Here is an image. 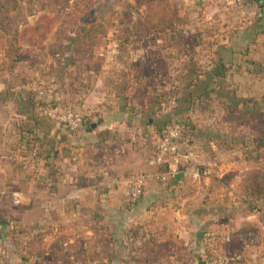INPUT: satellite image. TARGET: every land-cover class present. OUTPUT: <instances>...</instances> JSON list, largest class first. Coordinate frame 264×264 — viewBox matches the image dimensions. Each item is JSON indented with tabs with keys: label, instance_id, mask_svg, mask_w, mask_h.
<instances>
[{
	"label": "rangeland",
	"instance_id": "rangeland-1",
	"mask_svg": "<svg viewBox=\"0 0 264 264\" xmlns=\"http://www.w3.org/2000/svg\"><path fill=\"white\" fill-rule=\"evenodd\" d=\"M212 1L218 11L186 16L182 15L183 0H16L15 8L11 0H0V153L7 149L19 168L12 178L22 175L23 168H31L30 159H23L26 151L17 143L28 140L35 145L36 139L34 133L21 130L11 136L5 133L8 120L24 121L23 117H8L9 110L27 113L35 109L36 116L60 126L44 111H76L84 119L81 129L89 126L90 119L99 122L95 110L100 104L105 110L121 107L132 112L150 105L137 131L107 134L108 140L123 144L113 153L120 151L123 160H134L133 167L127 168V180L143 173H164L153 162L160 138L174 123L183 126L196 166L210 171L209 177L194 180L190 169L178 168L186 174L180 183L173 181L175 175L167 182L151 178L143 197L133 201L138 206L137 223L117 230H94L87 240L90 248L85 249V264H151L155 258L159 264H264V206L258 211L244 202V197L256 200L250 190L252 182L264 187V144L256 153L257 139L264 143V105L256 111L248 104L255 111H251L253 116L240 119L221 108L222 99L234 108L243 99L223 81L227 69L217 67L215 52L219 49L215 45L225 34L213 13L227 12L228 5L223 0ZM166 6L169 22L150 27L149 15L154 17ZM89 92L95 97L88 103ZM18 98L33 104L20 107ZM8 101L14 103L12 107ZM217 136L225 137L224 145L215 149L210 141ZM228 138L240 143L248 139L244 143L247 150L238 151L263 160L247 165L238 162L221 171L210 159L233 151ZM10 139L12 146L8 147ZM2 184L0 179V189ZM16 193L23 196L19 205L14 203ZM28 194L19 190L0 194V223L12 227L1 237L34 234L36 215L25 218L23 210L38 205L39 199ZM43 211L44 218L53 217L49 208ZM114 231L120 241L127 239L124 248L115 244ZM42 232L51 234L50 229ZM73 234L77 235L75 230ZM3 250L0 243V254ZM115 251L121 254L116 261L111 259Z\"/></svg>",
	"mask_w": 264,
	"mask_h": 264
},
{
	"label": "crops",
	"instance_id": "crops-1",
	"mask_svg": "<svg viewBox=\"0 0 264 264\" xmlns=\"http://www.w3.org/2000/svg\"><path fill=\"white\" fill-rule=\"evenodd\" d=\"M223 1L224 5H228L227 12L219 10L213 13L215 20L224 26L222 29L225 34L219 36L221 42L216 41L219 45H215L216 50L219 49L217 67L227 69V75L222 79L238 98L243 99L237 109L250 118L253 116L251 111H255L246 107L248 104L256 107V111L262 110L264 105V0ZM182 4L187 11L183 10L182 15L186 16L196 11H200L198 16L218 11L212 0H183ZM258 30L261 33L259 35ZM87 96L88 103L94 100L95 96L90 92ZM18 102L21 107L28 100L18 98ZM222 102L229 103V100L222 99ZM12 104L8 101V106L12 107ZM100 105L95 110L99 122H95V118L90 119L89 126H84L77 133L69 132L52 120L36 116L33 110L27 113L19 110L16 113L13 109L8 111V117H23L24 121L8 120L4 125L5 133L10 136L15 130H21L24 134L34 133L36 144H30L28 140L17 143L20 149L26 151L23 159H30L31 165L28 166L31 168H23L22 175L15 178L12 176L19 168L13 164L12 156L7 154V149L0 153V175H3L0 177L3 180L0 194L8 195L19 190L27 195L31 191L29 188L35 185L28 196L39 199V202L23 210L25 218L31 213L36 215L32 236H0V243L4 246L0 264H50V260L53 264L55 261L56 264H85L84 254L88 255L85 249L90 248L87 240L94 236V230L108 227L117 230L137 223L138 206L129 196V180L126 179L127 168L133 167L134 160L131 159L132 163L123 160V157L118 156L120 151L113 153L115 147L121 148L123 144L108 140L107 134L115 130L137 131L150 112V105L135 112L121 107L105 110ZM222 138L217 136L210 144L215 149L221 148L224 145ZM226 142L233 151H229L227 156L211 158L210 164L218 165L223 171L234 168L238 162L244 165L255 163L248 155L243 156L244 153L238 151L247 146L244 143H249L248 139H242L240 143L228 138ZM8 143V147L12 146L11 139ZM2 147H6V144ZM27 152L33 153L34 157H28ZM181 173L179 171L175 175ZM185 177L186 174L182 180ZM45 208L50 209L52 218H44ZM39 213L42 214L37 216ZM24 223L20 222L21 225ZM3 224L0 223V234L10 228ZM44 229L51 230L50 236L42 234ZM74 230L77 235L73 234ZM112 234L115 244L123 247L127 239L120 241L115 231ZM115 252V257H111L114 261L119 260L121 255ZM103 259L107 262L108 256L105 255Z\"/></svg>",
	"mask_w": 264,
	"mask_h": 264
},
{
	"label": "built area",
	"instance_id": "built-area-1",
	"mask_svg": "<svg viewBox=\"0 0 264 264\" xmlns=\"http://www.w3.org/2000/svg\"><path fill=\"white\" fill-rule=\"evenodd\" d=\"M44 112L47 117L57 120L70 132L78 131L84 122L82 115L76 111L70 110L57 114L56 111L50 109ZM153 164L158 167L167 166L168 171L156 173L155 175L143 173L133 177L128 182L129 196L132 201L137 202L143 197L145 186L151 178L167 182L179 172L178 168L190 169L189 175L194 180L210 175V171L201 170L196 166L194 154L186 145L184 139V128L177 123L167 128L160 138ZM22 200L23 196L21 194H14L15 205L21 204Z\"/></svg>",
	"mask_w": 264,
	"mask_h": 264
},
{
	"label": "trees",
	"instance_id": "trees-1",
	"mask_svg": "<svg viewBox=\"0 0 264 264\" xmlns=\"http://www.w3.org/2000/svg\"><path fill=\"white\" fill-rule=\"evenodd\" d=\"M11 1L13 3V8H15V6L17 5L16 0H11ZM166 8H167L166 10H162V12H160L159 14H156L154 17H153L154 14L149 15V19H148L149 21H148V23H149V26L150 27L156 28V27H159V26H163V25H165L166 23L169 22V20L165 17V15H166V13L168 11H170L169 10L170 8H169V6H166ZM215 55H217L218 56V59H219V54L217 52H215ZM28 103L33 104L32 100L31 101L28 100ZM245 103H246V101H245ZM221 108L223 109L224 112H226V115L229 114L230 117H232V118H235V119L238 118V119H240L243 116L245 118H248V115L247 114L243 113V111H240L237 108H234V106H231L230 103H226V102H224V104L221 103ZM33 112L36 113L35 112V109L33 110ZM251 133H254V132H251ZM257 144H258V146H257L256 153H258L259 150L261 148H263V144L264 143L261 140L257 139ZM247 146L244 147L245 150H247ZM260 159L261 158H258V159L255 158L253 160L254 161H258ZM160 168L161 169L160 170L158 169V170L161 171V172L168 171V167L167 166H161ZM173 179H174L173 181L177 182V180L175 178H173ZM250 190L252 191L251 194L255 195L256 200L255 201H251L250 200V197H244L245 204H247L251 209H258V211H262V206H264V187L260 188L259 185L256 182H252V184L250 186ZM3 225L10 226L9 223L8 224L5 223ZM10 228H11V226H10ZM153 241H154L153 244H157L156 243L157 241L155 239ZM132 262H134V260H132ZM137 262H138V260L136 261V263ZM141 264H143V261H142ZM151 264H159V262L157 261V258L152 259L151 260Z\"/></svg>",
	"mask_w": 264,
	"mask_h": 264
},
{
	"label": "water",
	"instance_id": "water-1",
	"mask_svg": "<svg viewBox=\"0 0 264 264\" xmlns=\"http://www.w3.org/2000/svg\"><path fill=\"white\" fill-rule=\"evenodd\" d=\"M184 177V174H177V175H175V179L177 180V181H182V178Z\"/></svg>",
	"mask_w": 264,
	"mask_h": 264
}]
</instances>
